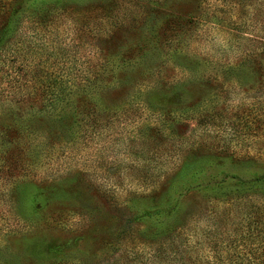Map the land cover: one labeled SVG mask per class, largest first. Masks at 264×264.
Masks as SVG:
<instances>
[{
	"label": "rangeland",
	"instance_id": "obj_1",
	"mask_svg": "<svg viewBox=\"0 0 264 264\" xmlns=\"http://www.w3.org/2000/svg\"><path fill=\"white\" fill-rule=\"evenodd\" d=\"M143 1L0 0V40L19 50H0V264H109L164 234L139 216L150 195L176 208L170 234L207 242L236 228L234 199L264 196V138L217 150L228 128L202 126L221 106V121L241 122L264 91V77L248 78L262 62L264 0ZM24 62L70 70L52 109L37 112L39 88L32 105L5 96L15 78L30 86ZM196 159L197 176L177 175Z\"/></svg>",
	"mask_w": 264,
	"mask_h": 264
},
{
	"label": "trees",
	"instance_id": "obj_2",
	"mask_svg": "<svg viewBox=\"0 0 264 264\" xmlns=\"http://www.w3.org/2000/svg\"><path fill=\"white\" fill-rule=\"evenodd\" d=\"M50 0H41L43 3H47ZM133 2H144L143 0H129ZM168 0H161V2H165ZM171 1V0H170ZM40 2V1H39ZM134 4V3H133ZM143 4V3H142ZM32 4L29 3L28 6ZM157 11V10H155ZM159 12V11H157ZM56 13V12H54ZM141 13V11H140ZM139 13V15H140ZM137 16H135L136 18ZM33 21L34 20H30ZM125 21V20H124ZM188 21V20H187ZM123 22V21H118ZM4 23V22H3ZM11 24V23H10ZM118 24V23H117ZM174 27H177V23H174ZM119 26V25H118ZM8 25L2 24L0 29L3 31L6 30ZM173 27V26H172ZM120 28V27H119ZM125 26H123V29ZM121 29V28H120ZM127 29V28H126ZM0 30V32H1ZM129 31V30H127ZM126 31V32H127ZM123 34V33H122ZM4 35L0 33L1 36ZM13 35V34H12ZM16 35V34H15ZM264 41L260 43L263 45L259 52L261 55L260 60H262L261 65L256 68V71L251 72L248 75L254 83L260 84L259 78L263 79L264 77ZM177 40H173L172 38L167 41V47H171V50L176 46ZM3 50L8 53L9 57L14 58L16 56L17 50L14 48V45L9 41L7 38L5 40H0V50ZM174 57V56H173ZM11 58V59H12ZM173 59V58H171ZM102 65V64H101ZM26 68L24 71V76L29 79L30 86H25L23 83H18L17 79L15 78L12 83V87L9 86V89L5 93V96L9 94L15 95L11 98L9 97L10 101H14L15 103L22 106L25 103H29L32 105L36 100L28 99L34 93V91L40 90L42 93V98L39 99L38 103L40 104L37 112L40 113L42 109H52L59 98L63 95L62 90L68 84V87H71L73 81H70V76H68L67 82H65L62 78V75H69L70 70L65 69V73H63V69H60L61 66H44V68H36L31 66L30 64H26L25 62L23 65ZM23 68V67H22ZM44 72L41 76V72ZM77 78L82 79L84 81L90 80V69L88 67H84L83 70H77ZM99 73V70H98ZM43 77V83H36V87L32 86L33 79L36 81L37 78ZM39 78V79H40ZM26 79V80H27ZM264 81V79H263ZM116 85V82H112ZM180 83V82H179ZM176 83V84H179ZM71 84V85H70ZM87 84V83H86ZM181 84V83H180ZM23 85V86H22ZM88 85V84H87ZM83 87H87L86 85ZM258 85L256 84V88ZM26 88V89H25ZM34 89V90H33ZM2 90V89H0ZM82 92L86 90V88H81ZM172 90V89H171ZM101 93L100 89H97L95 92H90V94L98 95ZM1 95V94H0ZM29 96V97H28ZM42 103V104H41ZM264 91H261L255 98L250 99L247 106H249L251 111L246 114H241V122H237L238 120L234 121H221L222 117L220 116L219 110L225 109L222 106L219 110L215 111V115H219L217 117L218 123L214 122L212 118H208L207 123L206 121L203 122L202 126L205 129V124H210V126H219L218 129L225 130L228 132V137L224 135L225 139L216 138L214 135L211 144L215 143V139H219V147H215L217 150L225 149V144H229L227 140L232 139L234 141L241 142L245 139H249V141H255L260 138H264ZM240 105V104H239ZM230 107V106H229ZM260 107V108H257ZM37 113V114H38ZM214 116V115H211ZM246 116H250L249 120H246ZM238 119L239 115L234 116ZM241 123V124H240ZM253 123V124H250ZM239 126L241 129V135L237 134L235 131L234 126ZM201 126V125H200ZM244 135V136H243ZM168 137V136H167ZM252 139V140H251ZM172 144V141L171 143ZM197 161L194 166H188L187 163H184L180 170L178 171L177 175L181 173L188 174L192 179L195 175L197 176L204 168L202 166V162ZM201 164V165H200ZM200 165V166H199ZM176 175V176H177ZM245 195H253L256 196L254 202L247 201L250 199L249 196L244 197ZM146 198H142L141 200H145L146 205L143 207L142 212L140 213V217L144 218L148 221L156 223L160 228H163L162 231L159 233L164 234L161 236L154 237L151 242H147V244L143 247H135L133 252L126 251V256H123L122 252L118 256H114V258H110L109 264H264V196L258 193L250 192L241 197L234 199L233 202L235 203V207L238 210L239 218L235 222L236 228L232 232H227V234L220 235L221 231H215L214 237L211 236L207 240L204 241H197L191 242L190 238L184 234L183 236L179 232L178 234H170L173 231L174 226H171L173 218L175 217V207H168L165 202L162 203L160 200H157L158 203H153L152 195L145 196ZM141 205V204H140ZM222 213V211H221ZM209 230V229H208ZM157 231V230H154ZM178 232V231H177ZM152 236L153 233H150ZM144 235V236H145ZM208 247V249H207ZM202 248H206L207 255L204 257H200L199 252H202ZM117 249V248H116ZM55 254L58 253L56 250H49V253ZM61 257L55 258L54 256L51 257L50 260H46L45 262L49 264H60L59 261ZM113 261V262H112ZM64 262V261H63ZM66 264V263H65Z\"/></svg>",
	"mask_w": 264,
	"mask_h": 264
}]
</instances>
